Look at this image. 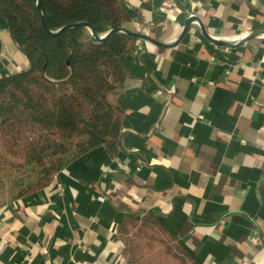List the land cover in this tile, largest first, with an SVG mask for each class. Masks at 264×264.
<instances>
[{"label": "crops", "instance_id": "1", "mask_svg": "<svg viewBox=\"0 0 264 264\" xmlns=\"http://www.w3.org/2000/svg\"><path fill=\"white\" fill-rule=\"evenodd\" d=\"M121 2L128 29L170 46L190 11L232 45L264 30V0ZM124 66L109 99L121 110L117 148L0 199V264H128L130 216L155 219L196 264H264V36L224 47L193 24L175 46L134 40ZM28 67L0 25V78Z\"/></svg>", "mask_w": 264, "mask_h": 264}, {"label": "trees", "instance_id": "2", "mask_svg": "<svg viewBox=\"0 0 264 264\" xmlns=\"http://www.w3.org/2000/svg\"><path fill=\"white\" fill-rule=\"evenodd\" d=\"M37 2L0 0V20L29 63L25 71L0 78V125L9 123L17 112L25 113L27 123L54 130L60 141L49 140L43 148L31 149L33 156L25 163L28 167L32 166L29 171L33 175L37 172L38 184H42L31 189L33 184L28 180L30 185L25 187L27 182L24 183L23 179L15 186L17 194L10 200L20 199L48 185L60 170L95 147L104 146L109 153L115 151L119 144L121 110L112 105L109 95L124 81L128 41L135 38L126 33H114L102 41H87L83 26L50 36L40 24ZM39 6L44 26L49 31L85 22L95 33L104 34L130 21L129 13L120 0H110V4L108 0H39ZM108 63L116 74L114 83L110 81L112 73L107 70ZM35 74L53 80L56 87L75 86L78 94H86L89 99L92 90L102 88L104 93L100 95V100L95 98L94 111L88 117L76 111L63 96L57 97L56 106L41 107L25 87L27 79ZM21 106L23 111L19 109ZM76 136L80 139L71 144ZM53 157L55 160L50 162ZM45 158L49 161L43 163ZM36 162L41 170L35 171ZM260 197L264 204V175Z\"/></svg>", "mask_w": 264, "mask_h": 264}, {"label": "rangeland", "instance_id": "3", "mask_svg": "<svg viewBox=\"0 0 264 264\" xmlns=\"http://www.w3.org/2000/svg\"><path fill=\"white\" fill-rule=\"evenodd\" d=\"M108 1L110 4V0ZM129 22H124L122 26L131 29ZM0 25L5 27L2 20H0ZM85 35L89 41L91 36L88 28H85ZM134 40L137 39L134 38ZM134 40L128 41L129 49H131ZM101 69L104 70V67L102 66ZM107 70L112 73L110 81L114 83L116 74L110 63L107 65ZM25 87L34 102L41 107L56 106L57 97L63 96L70 105L74 106L76 111L85 117L93 113L96 105L95 100H100V95L104 93L102 88L99 91L98 89L92 90L93 94L89 95L91 97L89 99L85 97L86 94H78L75 86L56 87V82L45 76L41 78L39 74L30 76L25 82ZM116 92L112 91V94L109 95L110 100ZM19 109L23 111V106ZM16 115L9 119V123L0 125V199L2 201H8L16 196L17 188L15 186L23 179L24 183L29 180V183L33 184L31 189L42 184V182L38 184V178L35 175L37 172L33 175L29 171L32 166L28 167L25 162L30 156H33L30 153L31 149H41L49 140L60 141V136L56 135L54 130L27 123L25 113L17 112ZM79 139L78 136L73 137L71 144L76 143ZM53 160L55 157L50 158V162ZM47 161L49 160L45 158L43 163ZM38 165L39 163L36 162L35 171L41 170ZM29 183L27 182L25 187L30 185ZM121 237L128 264H196L181 242L149 216L128 217L122 225Z\"/></svg>", "mask_w": 264, "mask_h": 264}, {"label": "water", "instance_id": "4", "mask_svg": "<svg viewBox=\"0 0 264 264\" xmlns=\"http://www.w3.org/2000/svg\"><path fill=\"white\" fill-rule=\"evenodd\" d=\"M36 12H37V14L40 17V20H41L40 24H41L43 30L50 36H55V35L59 34L60 32H62L63 30L68 29V28H73V27H77V26H83L85 28H88V30H89V33H90V36H91L89 38V40L102 41V40H105L106 38H108L109 36H111L114 33H126L128 35H131V36L135 37L136 39H141V40L147 41V42H149V43H151V44H153V45H155L157 47H161V48H163V47L164 48L165 47H171V46H175L176 44H178L183 39V37L185 36L187 31L189 30L190 25H193V24L199 25V27L201 28L202 34L207 39H209L211 42H213V43H215L217 45L224 46V47L237 46V45H239L241 43H244V42H247L248 40H250L252 38H255L257 36H260V35L264 36V30L252 31V32L246 34L245 36H243L242 39L240 41H238L237 43H235L234 45L226 43V42H222V41H219V40L212 39L205 32L204 27H203L201 21L199 20V17L194 12L190 11V12H188L186 14H183V15L179 16V17H183V18L186 16V18L183 21L182 31H181L178 39L175 41V43L173 45L170 46V45H165L164 43H162L160 41H157V40L151 38L150 36H148V35H146L144 33H141V32H138V31H133V30H130V29H128L126 27H123V26L111 28L107 32H105L104 34H97V33L94 32L92 27H90L87 23H85V22H77V23H74V24L65 25V26L61 27L60 29H58L56 31H49V30H47L45 28L43 20H42V14L40 12L39 0L36 3ZM199 21H200V23H199Z\"/></svg>", "mask_w": 264, "mask_h": 264}, {"label": "built area", "instance_id": "5", "mask_svg": "<svg viewBox=\"0 0 264 264\" xmlns=\"http://www.w3.org/2000/svg\"><path fill=\"white\" fill-rule=\"evenodd\" d=\"M166 6H168V5H166V3H163V7L165 8ZM170 6V5H169ZM193 14V13H192ZM194 15V14H193Z\"/></svg>", "mask_w": 264, "mask_h": 264}]
</instances>
